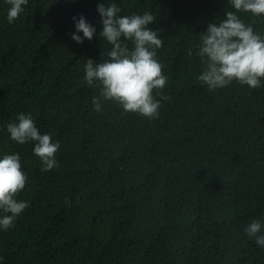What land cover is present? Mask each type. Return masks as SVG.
<instances>
[{"label":"trees","instance_id":"obj_1","mask_svg":"<svg viewBox=\"0 0 264 264\" xmlns=\"http://www.w3.org/2000/svg\"><path fill=\"white\" fill-rule=\"evenodd\" d=\"M98 0H28L8 23L0 0V154L17 152L29 206L0 230V264H264L243 231L264 216V84L233 80L211 90L197 79L196 51L227 0H116L120 14L153 13L167 83L155 118L97 112L83 79L85 58H104L103 37L76 43L73 16L102 27ZM264 34V15L239 12ZM130 46V45H129ZM31 113L60 146L41 171L32 142L5 125Z\"/></svg>","mask_w":264,"mask_h":264},{"label":"clouds","instance_id":"obj_2","mask_svg":"<svg viewBox=\"0 0 264 264\" xmlns=\"http://www.w3.org/2000/svg\"><path fill=\"white\" fill-rule=\"evenodd\" d=\"M233 10H225L223 19L209 22L200 33L196 51L188 55L200 57L202 70L197 79L207 88L215 90L229 85L233 80L249 88L264 84V34L245 23L239 12L264 15V0H227ZM8 23L24 11L28 0H6ZM96 11L102 26L96 25L81 13L73 16L74 31L70 37L76 43L92 40L94 34L111 45L104 49L100 59L85 58L83 79L97 94L91 97L95 111L102 110L104 101L116 102L122 112H132L143 117L155 118L159 114L162 99L153 95L154 89H162L167 75L157 49L162 46L158 30L148 25L155 20L150 11L120 14L116 0H98ZM130 45V46H129ZM9 138L17 144L32 142V152L47 172L58 165L56 152L59 141L50 133L41 132L31 113L18 112L15 119L5 125ZM27 181V173L21 166L17 152L0 154V230L13 226L16 218L29 206L27 200L18 199L17 193ZM244 233L264 249V216L252 218L243 228Z\"/></svg>","mask_w":264,"mask_h":264}]
</instances>
